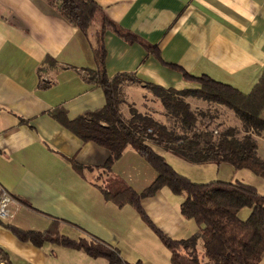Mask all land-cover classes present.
<instances>
[{
    "label": "crops",
    "instance_id": "1",
    "mask_svg": "<svg viewBox=\"0 0 264 264\" xmlns=\"http://www.w3.org/2000/svg\"><path fill=\"white\" fill-rule=\"evenodd\" d=\"M94 1L102 12L86 36L49 0H0V198L3 193L10 195L12 215L0 221V248L10 264H104V259L52 243L41 248L23 243L7 224L44 232L55 223L60 234L75 241L92 236L115 247L131 239L134 245L146 241L159 248L154 233L132 206L117 208L103 193L127 187L141 192L154 181L149 184L150 178H140L139 154L128 148L106 170L108 150L83 143L52 117L56 109L63 108L75 119L104 107L103 90L84 79L86 69L97 67L94 51L103 16L157 47L150 51L105 31L108 76L126 73L136 78L122 88L136 83L148 90V85L198 89V84L185 81L173 68L178 66L192 76L206 75L250 93L264 71V0ZM256 139L259 148L264 134ZM164 157L191 179L172 162L181 158L168 150ZM123 160L127 164L121 170ZM164 192L142 200L150 219L170 238L195 235L197 225L192 236L175 237L182 228L187 231L189 223ZM121 216L134 220V233L123 234L130 225L120 221ZM70 231L79 232L78 240Z\"/></svg>",
    "mask_w": 264,
    "mask_h": 264
},
{
    "label": "trees",
    "instance_id": "2",
    "mask_svg": "<svg viewBox=\"0 0 264 264\" xmlns=\"http://www.w3.org/2000/svg\"><path fill=\"white\" fill-rule=\"evenodd\" d=\"M57 11L74 27L88 36L101 7L94 0H49ZM112 30L128 43L139 42L150 51L157 47L123 29L107 16L102 17L95 53L96 69H86L85 81L103 90L104 107L88 111L70 119L62 109L52 117L78 136L83 143L93 142L111 155L104 168L112 166L128 148L134 149L156 171V178L143 191L127 187L114 192L103 190L106 199L117 207L132 206L142 221L158 236L171 254V264H261L264 258V196L253 187L240 183L213 181L195 183L178 173L151 146L154 143L182 160L205 165H231L235 170H249L264 179V160L258 156L256 136L264 134V71L250 93L220 83L209 76L195 77L181 67L173 66L185 81L198 84V89H164L148 85L165 109L171 127L152 114L131 109L126 118L121 110V89L125 82H134L130 74L110 78L106 72V51L103 44L105 31ZM156 53L159 56L158 52ZM197 99L215 106H223L240 119L241 129L218 120L217 114L194 110L187 99ZM78 171L82 167L75 165ZM185 196L180 206L181 215L193 220L199 231L194 236L176 240L166 236L150 219L142 200L155 197L162 189ZM248 208L246 220L239 216ZM3 222V221H1ZM6 227L23 243L41 248L46 243L83 251L91 258H102L108 264H130L119 250L102 240L89 236L79 241L60 234L59 226L52 223L44 232L26 231L13 225ZM201 243V250L199 244ZM0 259L9 263L8 255L0 248ZM135 264H144L139 261Z\"/></svg>",
    "mask_w": 264,
    "mask_h": 264
},
{
    "label": "rangeland",
    "instance_id": "3",
    "mask_svg": "<svg viewBox=\"0 0 264 264\" xmlns=\"http://www.w3.org/2000/svg\"><path fill=\"white\" fill-rule=\"evenodd\" d=\"M96 26H97L96 21H94L92 27H96ZM129 89L131 90V92ZM121 96L123 100L122 105H121V110L126 118L131 117L130 111L132 108H134L142 114H148V113L152 114L154 117L166 123L167 126L169 127L172 126L173 122L170 119L165 117L164 115L166 112L165 109L160 106L159 100H157V98L154 96L151 90L141 88L136 83H133L129 87L121 89ZM187 101L192 105V108L194 110L211 111L213 114L219 115L218 116L219 121H222L231 126L239 127L240 129L242 127V123L240 119L234 114V112L230 111L229 109L223 106L211 105L201 100H197L193 98L187 99ZM263 118H264V115H263ZM151 146L160 155L164 156V151H166L165 149H163L162 147L154 143H151ZM258 149H259L258 156L264 159V141L260 142V147ZM137 157L141 159L140 160L141 165H136V169H139L138 174L140 175V178L142 180L145 178H150V181L149 182L147 181V183L150 184V182L154 180L157 176L156 171L146 159H144L140 155H138ZM168 158L170 160L172 159L169 156ZM178 161L173 160L172 162L176 163V165L174 164L173 165L176 166V168L180 170L182 174L189 176L191 180L195 183L202 184V183H209L213 181H222V182H227V183H230V182L240 183V184L253 187L258 193L264 196V179L255 175L249 170H235L231 165L226 164V163H222L220 165L213 164V163L205 164V165H197V164L187 162L186 160H181L180 162ZM121 163H122L121 170L125 169L127 161L123 160V162ZM126 177L128 178L129 175H127ZM164 194L165 196L169 198V199L166 198L168 203L173 208H176L180 211V204H181L182 199H184L185 196L175 195L167 188H165ZM250 214H251L250 209L245 208L240 212L239 216L242 220H246L250 216ZM138 216L140 217L139 214ZM120 221H127L128 225H130V226H127L128 229L124 230L123 234L129 233V232L134 233V231L132 230L133 229L132 221L134 220L132 218L127 217V216H121ZM185 221H187L186 223H189V226L187 225V231H185V229L182 228L183 232L178 233L175 236L176 238H182L184 236L188 237L196 233V230H194L196 226L194 221L187 220V219H185ZM70 232H71L70 235L75 236L74 238L76 239L80 236L79 232L77 231H70ZM154 237L156 239L154 241L157 243V246L159 247L158 249L152 246L151 243L148 244L146 241L144 245H140V246L139 244L134 245L131 239H128V241H122L119 245H115V247L119 250L123 259L130 264H135L139 261H142L144 264H171V254L169 250L164 246L162 241L159 238H157L158 236L155 233H154ZM142 242L144 241H141L140 243ZM199 248L200 250L202 249L201 243L199 244ZM102 262L104 264H107L106 260H102ZM70 264H75V261H71ZM261 264H264V258Z\"/></svg>",
    "mask_w": 264,
    "mask_h": 264
},
{
    "label": "built area",
    "instance_id": "4",
    "mask_svg": "<svg viewBox=\"0 0 264 264\" xmlns=\"http://www.w3.org/2000/svg\"><path fill=\"white\" fill-rule=\"evenodd\" d=\"M11 201L10 195L3 193L0 198V221H5L12 218L9 203ZM0 264H5L3 260L0 259Z\"/></svg>",
    "mask_w": 264,
    "mask_h": 264
}]
</instances>
